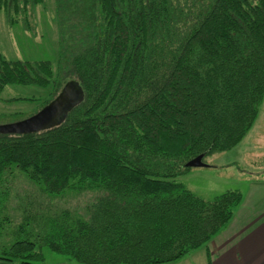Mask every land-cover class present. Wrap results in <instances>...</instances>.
Here are the masks:
<instances>
[{
  "label": "trees",
  "instance_id": "obj_1",
  "mask_svg": "<svg viewBox=\"0 0 264 264\" xmlns=\"http://www.w3.org/2000/svg\"><path fill=\"white\" fill-rule=\"evenodd\" d=\"M63 3L51 100L70 80L84 97L56 127L0 135V209L19 216L0 261L42 264L47 247L76 264H172L225 230L242 201L236 190L205 201L176 178L236 147L257 118L264 0ZM9 8L20 10L0 0ZM51 80L48 63L0 59V93ZM71 192L94 195L83 213L51 201Z\"/></svg>",
  "mask_w": 264,
  "mask_h": 264
},
{
  "label": "rangeland",
  "instance_id": "obj_2",
  "mask_svg": "<svg viewBox=\"0 0 264 264\" xmlns=\"http://www.w3.org/2000/svg\"><path fill=\"white\" fill-rule=\"evenodd\" d=\"M16 1L20 8L19 11L10 10V8L8 11L0 10V59L30 64L48 63L52 70V80L44 86L35 84L5 86L0 93V126L18 122L36 114L51 101L54 86L52 81L62 79L58 71L63 56L60 51L58 21L59 12H61L60 5H62V10L65 8L63 0ZM64 38L67 37L64 36ZM202 161L205 167L190 168L186 173L177 177L176 182L205 201H210L230 190L243 194L250 183L263 182L264 99L257 118L244 139L233 149L210 154ZM12 175L18 190L29 188L25 176L17 173ZM15 190L13 193L21 191ZM93 196L86 192H71L62 199H51V201L53 204L83 213L87 204L93 201ZM16 213L15 207L7 203L0 209V219L8 218L0 231V253L2 248L10 245L13 240L9 233L18 225L19 216L17 218ZM41 253L42 264H76L67 261L66 257L50 251L47 247H42ZM184 258L186 262L189 258L194 260L193 256ZM13 263L20 264L17 261Z\"/></svg>",
  "mask_w": 264,
  "mask_h": 264
},
{
  "label": "crops",
  "instance_id": "obj_3",
  "mask_svg": "<svg viewBox=\"0 0 264 264\" xmlns=\"http://www.w3.org/2000/svg\"><path fill=\"white\" fill-rule=\"evenodd\" d=\"M191 256L172 264H264V181L250 183L226 229Z\"/></svg>",
  "mask_w": 264,
  "mask_h": 264
},
{
  "label": "water",
  "instance_id": "obj_4",
  "mask_svg": "<svg viewBox=\"0 0 264 264\" xmlns=\"http://www.w3.org/2000/svg\"><path fill=\"white\" fill-rule=\"evenodd\" d=\"M83 92L75 80L66 82L58 94L33 116L24 120L0 126V135L21 136L39 133L58 126L68 113L83 100ZM203 155L190 160L186 168L205 167Z\"/></svg>",
  "mask_w": 264,
  "mask_h": 264
}]
</instances>
